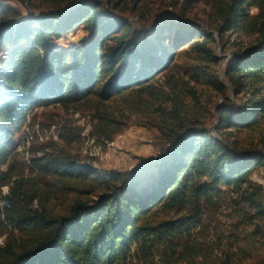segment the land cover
I'll return each instance as SVG.
<instances>
[{"label":"trees","instance_id":"trees-1","mask_svg":"<svg viewBox=\"0 0 264 264\" xmlns=\"http://www.w3.org/2000/svg\"><path fill=\"white\" fill-rule=\"evenodd\" d=\"M62 1L38 14L0 3L1 214L19 233L0 245V264H202L196 261L202 241L195 234L229 193L252 208L264 240V185L251 179L264 166V151L241 149L223 137L264 120V21L253 22L249 13L264 0H228L224 7L219 36L248 30L255 38L234 51L225 77L240 102L226 97L227 104H218L215 126L173 122L162 130L168 145L128 171L98 172L52 151L31 159L39 174L89 182L83 191L94 198H76L66 213L53 215L33 206L39 188L17 176L16 135L29 114L49 105L69 107L92 94L107 100L134 87L149 88L189 43L201 63L217 61L214 33L184 23L172 36L165 25L139 36L127 19L111 12L127 0H105L109 10L98 0ZM80 26L86 38L69 47L57 43ZM210 80L226 93L217 76ZM5 185L8 191L1 194ZM162 211L166 215L159 218ZM228 255L221 264H235Z\"/></svg>","mask_w":264,"mask_h":264},{"label":"rangeland","instance_id":"rangeland-1","mask_svg":"<svg viewBox=\"0 0 264 264\" xmlns=\"http://www.w3.org/2000/svg\"><path fill=\"white\" fill-rule=\"evenodd\" d=\"M105 5V0H98ZM228 0H127L111 12L127 19L131 32L141 35L146 30L165 25L167 37L172 36L183 25L201 28L215 34L213 43L216 62L201 63L200 52L191 44L182 46L174 62L151 81L149 88L134 87L101 100L92 94L84 101L69 107L49 105L36 108L29 114L26 125L17 133V171L29 186L39 188V195L33 206L49 214H63L76 198L92 199L93 193L83 190L88 181L61 180L50 174H39L31 165L33 157L52 151L66 153L98 172L107 170L128 171L141 158L155 156L162 146L168 145L162 130L169 131L173 122H196L208 127L217 123L215 108L218 104L239 103L225 77V72L234 58V51L251 42L255 35L248 30L227 32L224 37L217 33L222 13ZM10 4L23 14H38L63 4L62 0H0ZM253 22L264 21V4L249 10ZM182 24V25H181ZM196 33L198 32L195 31ZM199 33H197L198 35ZM200 35L199 40L203 37ZM87 31L77 27L57 40L61 46L69 47L86 38ZM217 76L218 82L227 86L223 92L210 79ZM124 134V142L116 146L113 141L118 134ZM75 135L73 141L65 139ZM239 148L264 151V120L252 130H233L223 135ZM13 179V178H12ZM252 181L264 185V166L256 170ZM11 183V182H10ZM75 187L69 189L67 187ZM97 186L96 190H101ZM8 191V185L1 188V194ZM227 201L216 210L208 211L205 228L195 234L202 247H198V262L221 264L230 256L235 264H264V240L256 228L261 223L248 204H237V193H229ZM4 201L0 198V245L6 240L18 237L1 214ZM165 212L157 216L164 217ZM160 256L156 263H161Z\"/></svg>","mask_w":264,"mask_h":264},{"label":"built area","instance_id":"built-area-1","mask_svg":"<svg viewBox=\"0 0 264 264\" xmlns=\"http://www.w3.org/2000/svg\"><path fill=\"white\" fill-rule=\"evenodd\" d=\"M124 134H118L115 138H114V141L113 143L116 145V146H120L123 142H124Z\"/></svg>","mask_w":264,"mask_h":264}]
</instances>
